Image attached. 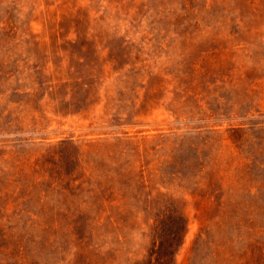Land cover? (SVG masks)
Instances as JSON below:
<instances>
[{"label": "rangeland", "instance_id": "rangeland-1", "mask_svg": "<svg viewBox=\"0 0 264 264\" xmlns=\"http://www.w3.org/2000/svg\"><path fill=\"white\" fill-rule=\"evenodd\" d=\"M0 264H264V0H0Z\"/></svg>", "mask_w": 264, "mask_h": 264}]
</instances>
